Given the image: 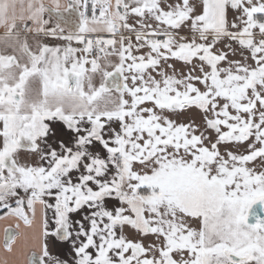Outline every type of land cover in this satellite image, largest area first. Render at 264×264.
<instances>
[{
	"label": "snow or ice",
	"instance_id": "obj_1",
	"mask_svg": "<svg viewBox=\"0 0 264 264\" xmlns=\"http://www.w3.org/2000/svg\"><path fill=\"white\" fill-rule=\"evenodd\" d=\"M2 220L0 264H264V0H0Z\"/></svg>",
	"mask_w": 264,
	"mask_h": 264
},
{
	"label": "crops",
	"instance_id": "obj_2",
	"mask_svg": "<svg viewBox=\"0 0 264 264\" xmlns=\"http://www.w3.org/2000/svg\"><path fill=\"white\" fill-rule=\"evenodd\" d=\"M15 221L14 220H2L0 221V258L3 257V243H4V230L6 227L12 226L14 230ZM20 246L23 245V240L18 241ZM178 259V257H177Z\"/></svg>",
	"mask_w": 264,
	"mask_h": 264
}]
</instances>
